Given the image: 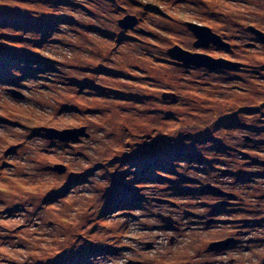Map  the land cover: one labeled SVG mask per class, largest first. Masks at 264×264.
Segmentation results:
<instances>
[{
    "label": "rangeland",
    "instance_id": "obj_1",
    "mask_svg": "<svg viewBox=\"0 0 264 264\" xmlns=\"http://www.w3.org/2000/svg\"><path fill=\"white\" fill-rule=\"evenodd\" d=\"M186 22L230 50L194 47ZM249 25L264 31V0H0V264H264ZM175 45L242 66L177 67ZM81 127L73 142L41 130Z\"/></svg>",
    "mask_w": 264,
    "mask_h": 264
},
{
    "label": "water",
    "instance_id": "obj_2",
    "mask_svg": "<svg viewBox=\"0 0 264 264\" xmlns=\"http://www.w3.org/2000/svg\"><path fill=\"white\" fill-rule=\"evenodd\" d=\"M138 19L133 15H126L122 19L118 20L117 23L119 27L123 30L133 29L137 24ZM186 27L189 31L192 32L196 41L193 43L194 47H208L210 45L222 48L224 50H230V44L225 41L222 36L212 31V29L205 25H200L194 22H186ZM248 31L254 34L259 41L264 45V32L254 27L253 25L247 27ZM143 32V31H140ZM248 46H254V44H247ZM167 55L171 58L172 62L177 67L182 68H191V67H202L208 70H234L238 67H241L242 64L239 62H232L226 59L213 58L207 54L190 52L181 48L178 45L173 46L167 50ZM13 97L21 99L23 95L15 90H8ZM173 93H166L164 97H174ZM45 132V135L49 139H57L62 142H73L77 141L79 137H88V134L85 133V127L73 128V129H55V128H41ZM246 140H250L249 137H245ZM54 170L59 174H63L66 170L63 165H56ZM206 188L214 191L215 193L227 194L225 191L216 187L210 183L206 184ZM189 214V213H188ZM158 217L161 221L169 226L177 225L178 221L174 220L170 216L159 213ZM234 243L232 238L226 240H220L210 243V249H219L224 246ZM149 246V245H148ZM130 264V263H129Z\"/></svg>",
    "mask_w": 264,
    "mask_h": 264
},
{
    "label": "flooded vegetation",
    "instance_id": "obj_3",
    "mask_svg": "<svg viewBox=\"0 0 264 264\" xmlns=\"http://www.w3.org/2000/svg\"><path fill=\"white\" fill-rule=\"evenodd\" d=\"M221 49H222V48H221ZM217 194H218V195H222V196H225V194H222V193H220V194H219V193H217ZM223 204H225V203H223ZM234 242H235V241H234Z\"/></svg>",
    "mask_w": 264,
    "mask_h": 264
},
{
    "label": "bare ground",
    "instance_id": "obj_4",
    "mask_svg": "<svg viewBox=\"0 0 264 264\" xmlns=\"http://www.w3.org/2000/svg\"><path fill=\"white\" fill-rule=\"evenodd\" d=\"M246 200V199H245ZM134 203V202H133ZM248 239V238H247ZM251 239V238H250ZM245 242V241H244ZM247 243V242H246ZM225 250V249H224ZM229 251V250H228ZM227 252V251H226ZM225 253V252H224Z\"/></svg>",
    "mask_w": 264,
    "mask_h": 264
},
{
    "label": "trees",
    "instance_id": "obj_5",
    "mask_svg": "<svg viewBox=\"0 0 264 264\" xmlns=\"http://www.w3.org/2000/svg\"><path fill=\"white\" fill-rule=\"evenodd\" d=\"M249 26H251V25H249ZM260 30V29H259ZM262 31V30H261ZM264 32V31H263Z\"/></svg>",
    "mask_w": 264,
    "mask_h": 264
}]
</instances>
